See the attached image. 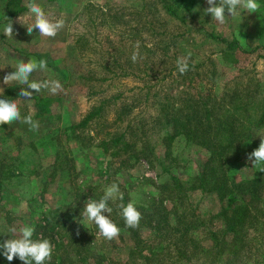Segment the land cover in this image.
I'll return each mask as SVG.
<instances>
[{
	"label": "rangeland",
	"instance_id": "374dc122",
	"mask_svg": "<svg viewBox=\"0 0 264 264\" xmlns=\"http://www.w3.org/2000/svg\"><path fill=\"white\" fill-rule=\"evenodd\" d=\"M163 1L184 21L163 11L159 0H36L50 19L65 20L55 37H44L36 29L28 35L16 22H31L26 0H0V95L17 102L22 118L35 113L36 94L47 96L50 108L46 118L33 117L39 122L36 131L22 121L0 124V232H5L0 233V243L10 238V229L25 223L34 226L33 238H39L40 224L50 220L92 233L107 256L121 258L129 245L128 231L120 228L119 237L109 241L81 216L85 201L98 200L114 182L123 202L131 200L140 211V234L158 243L154 250L159 256L167 251L163 246L172 242V235H160L167 226L157 237L149 228L161 225L163 215H168L170 189L171 195H184L181 207L185 214L192 213L188 219L221 226L222 219L211 215L222 198L188 190L205 152L182 135L175 136L168 149L160 141L159 123L166 107L162 104L171 105L166 115L182 109V119L186 100L196 90L203 98L209 92L220 98L233 90L251 101L264 96V0H258V12L226 17L224 25L203 11L206 0ZM10 10L17 12L10 18L15 32L6 37L3 27ZM225 15H230L227 10ZM232 38L240 49L220 56V39ZM189 52V74L176 73L177 58ZM133 53H138L135 62ZM21 59H46L47 68L33 72L30 80L56 79L62 90L51 94L42 89L27 100L19 96L26 86L14 81L4 85L3 76ZM98 105V116L84 128H69ZM249 116L243 114L241 122H250ZM119 132L136 142L138 159L133 164L111 159L96 147L98 140ZM230 161L234 165L227 173L233 180L250 171L245 155L232 153ZM173 177L180 186L174 185ZM261 211V227L256 235L251 233L248 250L237 264H264V206Z\"/></svg>",
	"mask_w": 264,
	"mask_h": 264
},
{
	"label": "trees",
	"instance_id": "16d2710c",
	"mask_svg": "<svg viewBox=\"0 0 264 264\" xmlns=\"http://www.w3.org/2000/svg\"><path fill=\"white\" fill-rule=\"evenodd\" d=\"M161 8L170 13L173 18H178L172 6L166 1L159 0ZM17 12L7 13L10 19ZM223 47L218 51L220 56L230 55L239 50L238 41L220 39ZM167 46H165V49ZM161 55H164L161 53ZM189 63V68H190ZM188 69L185 75L189 74ZM175 72L179 73L177 66ZM184 75V76H185ZM186 78V76H185ZM209 94V95H208ZM192 96L191 98H189ZM188 110H183L184 117H178L180 108L164 114L168 104L163 109L160 120L162 129L160 141L164 148L168 149L171 140L178 135L194 141L205 152V159L200 170L188 182V190L199 192H213L222 198V204L213 219H222L221 226L215 228L206 226L197 217L188 219L192 213H184L182 199L179 191L171 195L167 193L166 201L170 206L168 215H163L161 225L150 226L149 230L154 236L172 235V242L163 246L165 253L159 256L154 250L158 243H153L152 238L141 236V222L137 228L125 226L120 216L117 204L109 205L113 211L110 218L122 230H127V245L125 254L121 258L107 256L92 240V233L84 234V230L78 228H66L60 222L46 220L39 226V237L47 238L53 245L51 261L46 264H237L245 255L248 248L250 235L257 234L261 209L264 206V171L259 170L252 162L246 175L233 180L227 173V169L234 164L230 161L232 153L238 152L245 155L258 147L259 140L254 136L264 133V96L259 99L248 100L247 95H240L238 91L224 92L220 98L211 93H206L204 98L198 90L190 94ZM36 107L33 117L44 119L49 114V98L47 96H34ZM190 99V100H189ZM102 109L101 105L93 107L78 122L69 128H84L87 123L94 120ZM249 114L250 122H241V116ZM124 134H110L96 143V147L111 159H119L121 163H135L138 159V150H135L136 142L131 137L126 139ZM163 148V149H164ZM168 154L167 151L164 152ZM239 157V156H238ZM175 186H180L176 179L172 178ZM166 184H162V187ZM170 213V214H169ZM210 217V218H211ZM172 222H170V220ZM171 231V232H170ZM78 232V234H77ZM264 259V255H263ZM0 264H23L18 258L9 262L0 255Z\"/></svg>",
	"mask_w": 264,
	"mask_h": 264
},
{
	"label": "clouds",
	"instance_id": "9594fccd",
	"mask_svg": "<svg viewBox=\"0 0 264 264\" xmlns=\"http://www.w3.org/2000/svg\"><path fill=\"white\" fill-rule=\"evenodd\" d=\"M208 5L203 11L211 15V17L219 24L226 23V17H241L242 12L253 13L260 10L261 5L258 0H206ZM25 7L30 14V23L25 24L20 18L16 22L24 25L28 35L33 30L44 37H55L59 30L65 25L63 18L50 19L44 9L36 2V0H26ZM229 16L225 15V11ZM14 21L9 20L3 27V34L6 37H13L15 29ZM151 45H149L150 47ZM138 53H133L132 60H137ZM191 52L186 56L177 58L176 66L180 74H184L189 69V59ZM47 68V60L39 61L32 59L20 60L15 64L14 70L3 76V84L17 82L21 86L19 96L27 100H31L33 92L39 93L42 89H47L51 94H57L62 90V84L59 80L48 79L43 81L30 80V76L37 70H45ZM3 93V89L0 88ZM13 121H22L27 124L31 130L39 129V122L33 119V113L21 117V112L17 102L14 99H6L3 94L0 95V124H11ZM260 138L258 147L246 154L247 160L253 165L259 166L260 171H264V133L257 134ZM120 216L123 218L125 226L129 228H137L142 218L140 211L131 200L126 204L123 202V193L120 191L117 183H112L105 187L103 195L97 200L89 198L85 201L81 216L89 223L95 224L99 230L100 236L106 240H113L119 237L121 229L110 218L113 209L109 206V201H117ZM12 233L10 238L0 243V255H3L9 262L14 258H18L23 264H46L51 261L53 245L51 241L42 236L34 239L35 228L31 224H23L17 230L10 229ZM5 233V232H0ZM78 234V232H77Z\"/></svg>",
	"mask_w": 264,
	"mask_h": 264
}]
</instances>
